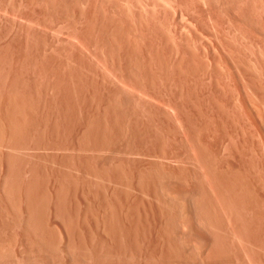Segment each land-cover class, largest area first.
Returning <instances> with one entry per match:
<instances>
[{
  "label": "rangeland",
  "instance_id": "obj_1",
  "mask_svg": "<svg viewBox=\"0 0 264 264\" xmlns=\"http://www.w3.org/2000/svg\"><path fill=\"white\" fill-rule=\"evenodd\" d=\"M0 4V264H264V0ZM2 147L24 161L6 183L15 208ZM161 180L196 234L181 218L190 231L168 236H192L197 260L175 243L195 261L169 243Z\"/></svg>",
  "mask_w": 264,
  "mask_h": 264
},
{
  "label": "bare ground",
  "instance_id": "obj_2",
  "mask_svg": "<svg viewBox=\"0 0 264 264\" xmlns=\"http://www.w3.org/2000/svg\"><path fill=\"white\" fill-rule=\"evenodd\" d=\"M50 1H51V0H50ZM238 1H239V0H238ZM1 3H2V2H1ZM29 3H30V2H29ZM54 3H55V2H54ZM71 3H72V1H71ZM100 3H101V2H100ZM25 4H26V3H25ZM36 4H37V3H36ZM113 4H114V3H113ZM223 4H224V3H223ZM0 5H1V4H0ZM18 5H19V4H18ZM38 5H39V4H38ZM67 5H68V4H67ZM96 5H97V4H96ZM212 5H214V4H212ZM11 6H12V5H11ZM11 6H10V7H11ZM203 6H204V5H203ZM37 7H38V6H37ZM63 7H64V6H63ZM0 8H1V6H0ZM18 8H19V7H18ZM49 9H50V8H49ZM191 11H192V10H191ZM35 14H36V13H35ZM80 14H81V13H80ZM7 17H8V16H7ZM243 17H244V16H243ZM12 18H13V17H12ZM102 19H103V18H102ZM110 19H111V18H110ZM7 24H8V23H7ZM10 26H11V25H10ZM121 26H122V25H121ZM36 28H37V27H36ZM119 28H120V27H119ZM125 30H126V29H125ZM125 33H126V32H125ZM88 34H89V33H88ZM19 38H20V37H19ZM19 38H18V39H19ZM36 38H37V37H36ZM127 38H128V36H127ZM41 39H42V38H41ZM33 40H34V39H33ZM114 41H115V40H114ZM35 44H36V43H35ZM46 44H47V43H46ZM129 44H130V43H129ZM107 45H108V44H107ZM39 46H40V45H39ZM114 46H115V45H114ZM8 48H9V47H8ZM110 50H111V49H110ZM22 57H23V56H22ZM158 60H159V59H158ZM139 61H140V60H139ZM135 65H136V64H135ZM134 67H135V66H134ZM145 68H146V67H145ZM5 69H6V68H5ZM5 69H4V70H5ZM9 70H10V69H9ZM130 70H131V69H130ZM2 71H3V70H1V72H2ZM137 72H138V71H137ZM1 75H2V74H1ZM1 75H0V76H1ZM133 75H134V74H133ZM3 79H4V78H3ZM0 81H1V78H0ZM3 81H4V80H3ZM3 81H2V82H3ZM115 82H116V81H115ZM2 86H3V85H2ZM116 86H117V85H116ZM116 86H115V87H116ZM12 87H13V86H12ZM24 87H25V86H24ZM151 87H152V86H151ZM0 88H1V87H0ZM2 88H3V87H2ZM119 88H120V87H119ZM125 89H126V88H125ZM0 90H1V89H0ZM3 90H4V89H3ZM3 90H2V91H3ZM15 90H16V89H15ZM122 90H123V89H122ZM126 90H127V89H126ZM16 91H17V90H16ZM16 91H15V92H16ZM135 91H136V90H135ZM8 92H9V91H8ZM6 93H7V92H6ZM117 93H118V92H117ZM15 94H16V93H15ZM27 94H28V93H27ZM112 94H113V93H112ZM0 95H1V93H0ZM11 95H14V92H13V94L11 93ZM113 95H114V94H113ZM8 96H9V94H8ZM8 96H7V98H9ZM23 96H24V95H23ZM117 96H118V95H117ZM13 97H15V95H14ZM0 98H1V96H0ZM4 98H5V97H4ZM4 98H3V99H4ZM118 98H119V97H118ZM10 99H11V100H10ZM10 99H9V100L11 101L10 106L12 107V109L14 108V111H16L15 108H17V106L14 105V104H13V106H12V97H10ZM14 99L16 100V98H13V102H15V103L17 104L16 101H18V100L15 101ZM18 99H19V98H18ZM1 100H2V98H1ZM9 100H6V101H9ZM24 100H25V99H24ZM133 100H134V99H133ZM10 101H9V102H10ZM19 101H20V100H19ZM9 102H7L8 105H9ZM24 102H25V101H24ZM122 102H124V101H122ZM132 102H133V101H132ZM0 103H1V102H0ZM21 103H23V102L21 101ZM113 103H114V102H113ZM31 104H32V102H31ZM119 104H120V103H119ZM121 104H122V103H121ZM4 105H5V104H4ZM114 105H115V104H114ZM10 106H9V107H10ZM14 106H16V107H14ZM25 106L27 107V104H25ZM25 106H24V107H25ZM116 106H117V105H116ZM116 106H115V107H116ZM6 107H7V106H6ZM6 107H5V108H6ZM11 107H10V108H11ZM21 107H22V106H21ZM24 107H23L22 109H24ZM18 108H19V107H18ZM119 108H120V107H119ZM7 109H8V108H7ZM132 109H133V108H132ZM17 110H18V109H17ZM19 110H20V111H19ZM19 110H18V112H21V113H22L21 109H19ZM125 110H126V108H125ZM128 110H129V109H128ZM7 111H8V112H7ZM7 111H6V112H7V113H10V114H11L12 112H14L13 110H12V112H9V110H7ZM10 111H11V109H10ZM112 111H113V110H112ZM23 112H26V111H23ZM7 113H6V114H7ZM15 113H16V115H19V114H20V113L17 114V112H15ZM111 113H112V112H111ZM118 113H119V112H118ZM118 113H117V114H118ZM145 113H146V112H145ZM0 114H1V113H0ZM7 115H8V114H7ZM11 115L13 116V115H15V114H11ZM11 115H8V116L12 117ZM16 115H15V117H16ZM28 115H29V114H28ZM19 116H20V115H19ZM23 116H24V114H23ZM10 117H9V119H7V120H10ZM15 117H14V116L12 117L13 120L15 119ZM31 117H32V116H31ZM4 118H5V117H4ZM4 118H3V119H4ZM12 118H11V119H12ZM22 118H23V117H22ZM25 118H26V117H25ZM148 119H149V118H148ZM0 120H1V119H0ZM13 120H12V121H13ZM20 120H21V117H20ZM20 120H17V121L19 122ZM23 120H24V118H23ZM135 120H136V119H135ZM120 121H121V120H120ZM6 122H7V121H6ZM9 122H10V121H9ZM15 122H16V121H15ZM15 122H11V123H12L14 126H17L18 128H21V126H22V125L20 126L21 123L19 124V126H20V127H19L18 125H15V124H17L18 122H16V123H15ZM175 122H176V121H175ZM2 123H3V122H2ZM11 123H7V124L12 125ZM14 123H15V124H14ZM33 123H34V122H33ZM0 124H1V123H0ZM22 124H23V123H22ZM114 124H115V123H114ZM10 125H8V129H9V131H10V128H9ZM13 125H12V126H13ZM23 125H24V124H23ZM0 126H1V125H0ZM14 126H13V128H16V127H14ZM156 126H157V125H156ZM99 128H100V127H99ZM3 130H4V129L1 128V129H0V132H1V131L3 132ZM18 130H19V129H16L15 131H18ZM21 130H22V129H21ZM21 130H19L20 132H14V131H13L12 133H14V134H15V133H18L19 135H21ZM73 130H74V129H73ZM102 132H103V131H102ZM109 132H110V131H109ZM3 133H4V132H3ZM3 133H2V134H3ZM9 133H10V132H9ZM9 133H8V134H9ZM12 133H11V134H12ZM11 134H9V135H10L9 137H12ZM18 134H17L16 136H18ZM4 135H5V133L3 134V136H4ZM22 135H23V134H22ZM28 135H29V134H28ZM31 135H32V134H31ZM3 136H2V137H3ZM5 136H6V135H5ZM13 137H15V136L13 135ZM19 137H20V136H19ZM27 137H28V136H27ZM123 137H124V136H123ZM23 138H24V137H23ZM105 138H106V137H105ZM11 139H12V138H11ZM13 139H15V138H13ZM120 139H121V138H120ZM5 140H6V139H5ZM5 140H4V142H5ZM26 140H27V139H26ZM82 140H83V139H82ZM7 141H9V139H8ZM29 142H30V141H29ZM33 142H34V141H33ZM0 143H1V141H0ZM6 143H8V142H6ZM6 143H4V144H6ZM12 143H13V141L10 142V143H8V144L11 145ZM82 143H83V142H82ZM101 143H102V142H101ZM88 144H89V143H88ZM195 144H196V143H195ZM0 145H1V144H0ZM21 145H22V144L17 145V146H20V147H21ZM98 145H99V144H98ZM1 146H2V145H1ZM1 146H0V148H1ZM12 146H14V145H12ZM24 147H25V148H24ZM24 147H21V148H22L23 150L27 149V151L30 149V148H29V149L26 148V146H24ZM28 147H29V146H28ZM2 148H5V150H6V147H2ZM197 148H198V147H197ZM16 149H17V147H16ZM22 149H20V150L23 152ZM51 149H52V148H51ZM104 149H105V148H104ZM1 150H2V149H1ZM5 150H4V151H5ZM18 150H19V148H18ZM43 150H44V149H43ZM84 150H85V149H84ZM191 150H192V149H191ZM203 150H204V149H203ZM6 151H7V150H6ZM8 151H9V150H8ZM8 151L6 152L7 154L4 155V156H5V163H6V165H7V170H6V172H5V175H3V176L1 177V183H2V184H4V183L6 184V183L8 182V180H10V179L12 180V178H11V170L13 169L12 167L14 166V163L16 162V159H17V158L19 159V161H20V159H21V157H16V156H19V155H16V154H18V152H16L15 149H14L13 151H15L16 154H14V153H10V152L8 153ZM104 151H105V150H104ZM22 152H21V153H22ZM83 152H84V151H83ZM24 153H27V152H24ZM28 153H29V152H28ZM28 153H27V154H28ZM48 153H49V152H48ZM3 154H4V153H3ZM67 154H68V153H67ZM198 154H199V153H198ZM15 155H16V156H15ZM109 155H110V154H109ZM1 156H2V154H1ZM21 156H22V155H21ZM119 156H120V155H119ZM68 157H69V155H68ZM93 157H94V156H93ZM0 158H1V157H0ZM3 158H4V157H3ZM92 159H93V158H92ZM190 159H192V158H190ZM21 160H22V159H21ZM68 160H69V159H68ZM71 160H72V159H71ZM22 161H23V160H22ZM77 161H78V160H77ZM119 161H120V160H119ZM2 162H3V160H2ZM23 162H24V161H23ZM3 163H4V162H3ZM17 163H18V162H17ZM19 163H22V162H19ZM47 163H48V162H47ZM63 163H64V162H63ZM120 163H121V162H120ZM0 164H1V163H0ZM188 164H189V163H188ZM113 165H114V164H113ZM201 165H202V164H201ZM207 165H208V164H207ZM0 166H1V165H0ZM2 166H3V165H2ZM15 167H17V165H15ZM82 167H83V166H82ZM112 167H113V166H112ZM146 167H147V166H146ZM204 167H205V165H204ZM215 167H216V166H215ZM18 168H19V167H18ZM29 168H30V167H29ZM33 168H34V167H33ZM36 168H37V167H36ZM212 168H213V167H212ZM14 169H15V168H14ZM14 169L12 170V172H13L12 175H13V174H14V175L18 174V173H14V172L17 171V170L14 171ZM16 169H17V168H16ZM30 169H31V168H30ZM89 169H90V168H89ZM34 170H35V169H34ZM93 170H94V169H93ZM35 171H36V170H35ZM117 171H118V170H117ZM139 171H140V170H139ZM71 172H72V171H71ZM106 172H107V171H106ZM232 172H233V171H232ZM212 173H213V172H212ZM30 174H31V173H30ZM138 174H139V173H138ZM156 174H157V173H156ZM32 175H33V174H32ZM35 175H36V174H35ZM35 175H34V176H35ZM68 175H69V174H68ZM150 175H151V173H150ZM159 175H160V173H159ZM159 175H158V176H159ZM16 176H17V175H16ZM38 176H39V175H38ZM66 176H67V175H66ZM69 176H71V175H69ZM69 176L67 177L68 179H69ZM124 176H125V175H124ZM124 176H123V177H124ZM151 176H152V175H151ZM155 176H156V175H155ZM218 176H219V175H218ZM193 177H194V176H193ZM202 177H203V176H202ZM225 177H226V176H225ZM15 178H17V179H15V181L19 179L18 176L15 177ZM32 178H33V177H32ZM32 178H31V179H32ZM35 178H36V177H35ZM35 178H34V180H35ZM71 178H72V177H71ZM156 178H157V177H156ZM13 179H14V177H13ZM68 179H63V181L66 180V182H67ZM160 179H161V178H160ZM169 179H170V178H169ZM210 179H211V178H210ZM210 179H209V180H210ZM36 180H37V179H36ZM56 180H57V179H56ZM61 180H62V179H61ZM98 180H99V179H98ZM157 180H158V179H157ZM12 181H13V180H12ZM12 181L9 182V183H7V184H10V185L13 184ZM15 181H14V184H15ZM31 181H32V180H31ZM31 181H30L29 183H32ZM82 181H83V180H82ZM141 181H142V180H141ZM165 181H166V180H165ZM165 181L161 180V181H156V182H158V186H160V188H158V189H161V188L165 189V190H166V194H164L165 191L163 192V194H164V195H168V197H167V196L165 197V198H168V199H165V198L163 199V196L161 197V199H162L163 201H162L161 199H159V197H160L161 195H163V194H161V192H160L161 195L159 194V197H158V200H161L162 203H164L165 206H166V208L168 209V210H167L168 213L166 212V214H165V215H167V218L164 219V221H163V222H166V224L164 223V224L166 225V227H165V225H164V227L166 228L165 231H169V233H167V236H168V234H171V232L174 233V235L172 234L173 236H176L175 234H178L179 232L177 233V231H175V230H177L176 228H179L180 226L185 227V226L187 225L189 228H191V231H192V227H193V226L191 227V225H192V222H193V221H192V217L188 214V213H189V211H188L189 208H188V210H187V206H183L184 208L186 207L185 209H184L183 207L181 208V207H180V206H181V203H180V202H179V203H180V206H179V203H178V205H175V204L178 202V200L175 199L177 202H176V201H173L174 198H175V197L173 198V195H176V196H177V194H176V193H175V194L173 193L174 189H173V191H172V193H171V191H170L171 189L169 190V188L165 185V183H164ZM167 182H168V181H167ZM181 182H182V181H181ZM18 183H19V182H18ZM26 183H27V182H26ZM35 183H36V182H35ZM130 183H131V182H130ZM5 184H4L3 186H6V185H7V184H6V185H5ZM14 184H13V185H14ZM16 184H17V183H16ZM27 184H28V183H27ZM76 184H77V183H76ZM118 184H119V183H118ZM128 184H129V183H128ZM156 184H157V183H156ZM204 184H205V183H204ZM211 184H212V183H211ZM59 185H60V184H59ZM62 185H63V184H62ZM65 185H66V184H65ZM1 186H2V185H1ZM7 186H8V187H2V188H4V189L6 188V190H8V193H9L10 191H11V193H12V189L9 188L10 186H9V185H7ZM34 186H35V185H34ZM11 187L14 188V187H18V186H14V187L11 186ZM27 187H28V186H27ZM27 187H26V188H27ZM35 187H36V186H35ZM61 187H62V186H61ZM61 187H60V188H61ZM177 187H178V186H177ZM2 188H1V189H2ZM8 188H9L10 190H9ZM18 188H19V187H18ZM30 188H31V187H30ZM30 188H27V191H28V192H29V189H30ZM33 188H34V187H33ZM65 188H66V187H65ZM215 188H216V187H215ZM231 188H232V187H231ZM14 189H15V190H14ZM14 189H13V196H14V194L18 191V190L16 191V188H14ZM62 189H64V188L62 187ZM2 190H3V189H2ZM2 190H1V191H2ZM6 190H3L4 192H2V193H4V195H5V191H6ZM31 190H32V189H31ZM40 190H41V189H40ZM14 191H15V192H14ZM66 191H67V190H66ZM175 191L177 192V190H175ZM33 192H34V191H33ZM167 192H168V193L170 192V194H172L171 197L173 198V200H172L171 197L169 198V194H168ZM8 193H7V195H5V196H8ZM11 193H9V197L12 198L13 204H14V203L16 204V202H14V199H13L14 197H12V194H11ZM29 193H30V192H29ZM31 193H32V191H31ZM63 193H64V192H63ZM56 194H57V193H56ZM60 194H61V193H60ZM154 194H155V193H154ZM206 194H207V193H206ZM15 195H16V194H15ZM27 195H30V196H31V194H28V193H27ZM185 195H186V194H185ZM198 195H199V194H198ZM1 196H2V195H0V199H1ZM44 196H45V195H44ZM59 196H60V195H59ZM124 196H125V195H124ZM178 196H179V198H178ZM178 196H177L176 198L180 199V201H181V198H182V197L180 196V194H179ZM193 196H194V194H193ZM28 197H29V196H28ZM33 197H35V196L33 195ZM62 197H63V196H62ZM180 197H181V198H180ZM187 197H190V196H187ZM195 197H196V196H195ZM195 197H194V198H195ZM5 198H6V197H5ZM11 198L9 199V198L7 197L6 199H8V200L11 201ZM15 198H16V197H15ZM26 198H27V197H26ZM29 198H30V197H29ZM29 198L27 199V201H29ZM60 198H61V196H60ZM63 198H64V197H63ZM63 198H61V199H63ZM191 198H192V197H191ZM194 198H193V199H194ZM6 199H5V200H6ZM43 199H44V197H43ZM169 199H171V200H169ZM193 199H192V200H193ZM196 199H197V198H196ZM196 199H195V200H196ZM1 200H2V199H1ZM16 200H17V199H16ZM30 200H31V199H30ZM33 200H34V198H33ZM154 200H155V199H154ZM183 200H184V199H183ZM186 200H187V199H186ZM186 200L184 201L185 203H187ZM189 200H190V199H189ZM195 200H194V201H195ZM10 201H9L8 203H10ZM43 201H44V200H43ZM190 201H191V200H190ZM34 202H35V200H34ZM40 202H42V201H40ZM40 202H39V203H40ZM44 202H45V201H44ZM174 202H175V204H174ZM182 202H183V201H182ZM184 202H183V203H184ZM196 202H197V201H196ZM198 202H199V201H198ZM1 203H2V202H1ZM1 203H0V204H1ZM11 203H12V202H11ZM58 203H59V202H58ZM162 203L160 202V204H162ZM191 203H193V202H191ZM200 203H201V202H200ZM241 203H242V202H241ZM4 204H5V203H4ZM4 204H3V205H4ZM15 204H14V205L9 204V207H11L10 205H12V206L14 207ZM32 204H33V203L31 202V207L33 208L37 203L34 204V206H33ZM41 204L43 205V203H41ZM61 204H62V203H61ZM158 204H159V203H158ZM164 204H163V206H164ZM195 204H196V203H195ZM215 204H216V201H215ZM27 205H30V203H28ZM38 205H39V204H38ZM182 205H183V204H182ZM193 205H194V203H193ZM196 205H197V204H196ZM5 206H6V205H5ZM39 206H40V205H39ZM58 206H59V205H58ZM109 206H110V205H109ZM178 206H179V208H178ZM197 206H198V205H197ZM201 206H202V205H201ZM203 206H204V205H203ZM15 207H16V206H15ZM15 207H14V208H15ZM27 207H28V206H27ZM35 207H36V206H35ZM41 207H42V206H41ZM132 207H133V206H132ZM28 208H29V207H28ZM38 208H39V207H37L36 209H38ZM43 208H44V206H43ZM45 208H46V207H45ZM59 208H60V207H59ZM163 208H164V207H162L161 209H163ZM166 208H165L164 210H166ZM177 208H178V210H179L180 213L177 212V211H178ZM192 208H193V206H192ZM202 208H203V207H202ZM221 208H222V207H221ZM257 208H258V207H257ZM0 209H1V208H0ZM7 209H8V207H7ZM11 209H12V208H11ZM17 209H18V208H16V211H17ZM19 209H20V208H19ZM33 209H34V208H33ZM195 209H196V210H195ZM195 209H194V210H195V213H197V212H196V211H197V208H195ZM204 209H205V207H204ZM204 209H202V210H204ZM212 209H213V208H212ZM8 210H9V209H8ZM27 210H28V209H27ZM30 210H31V209H30ZM34 210H35V209H34ZM38 210H39V209H38ZM38 210H37V211H38ZM109 210H110V209H109ZM186 210L188 211V213H187ZM191 210H192V209H191ZM227 210H228V209H227ZM28 211H29V210H28ZM31 211L34 212L33 210H31ZM31 211L28 213V215H30V217H31V218L29 217L30 220H31L32 217H33V216H31V214H32V215L34 214V213H32ZM40 211H42L41 208H40ZM221 211H222V210H221ZM9 212H10V211H9ZM13 212H14V210H13ZM63 212H64V211H63ZM160 212H161V211H160ZM190 212H191V211H190ZM199 212H200V211H199ZM2 213H3V212H2ZM37 213H38V212H37ZM65 213H66V212H65ZM177 213H178V216H177ZM193 213H194V212H193ZM203 213H207V212H205V210H204ZM212 213H213V212H212ZM0 214H1V213H0ZM14 214H15V213H14ZM40 214H41V213H40ZM179 214H180V218H179ZM197 214H198V213H197ZM197 214H194V215L196 216ZM12 215H13V214H12ZM37 215H38V214H37ZM56 215H57V214H56ZM165 215H164V217H165ZM44 216H45V215H44ZM199 216H200V217H199ZM199 216H198V215L196 216V217L198 218V220H197V218H196V220L202 222V220H204V218L201 220V219H199V218H201V214H200ZM15 217H16V216H15ZM20 217H21V216H20ZM42 217H43V216H42ZM256 217H257V216H256ZM260 217H261V216H260ZM11 218H14V216L11 217ZM11 218H10V219H11ZM17 218H18V217H17ZM61 218H62V217H61ZM181 218H182V221L184 222V224H186V225L182 224L181 222H180V225H179V222H178V223L176 222V221H178V219H181ZM29 219H28V220H29ZM194 219H195V218H194ZM207 219H208V218H207ZM5 220H6V219H5ZM17 220H18V219H17ZM32 220H34V218H33ZM32 220H31V221H27V220H26V221L29 223V225H27L28 227L31 225V223H33L32 225H37V224H34V222H32ZM67 220H68V219H67ZM15 221H16V220H15ZM34 221H35V220H34ZM37 221H38V220H37ZM179 221H180V220H179ZM194 221H195V220H194ZM204 221H205V220H204ZM204 221H203V222H204ZM213 221H214V220H213ZM10 222H11V221H10ZM12 222L14 223V221H12ZM21 222H22V221H21ZM67 222H68V221H67ZM67 222H66V223H67ZM203 222H202V226H204V225H203ZM208 222H209V221H208ZM28 223H27V224H28ZM37 223H40V222H37ZM72 223H73V222H72ZM196 223H197V222H196ZM209 223H210V222H209ZM211 223H212V222H211ZM211 223H210V224H211ZM25 224H26V223H25ZM41 224H42V223H41ZM68 224L71 225L70 223H68ZM110 224H111V223H110ZM176 224H177V225H176ZM181 224H182V225H181ZM197 224H198V223H197ZM207 224H208V223H207ZM210 224H209V225H210ZM12 225H14V224H12ZM32 225L30 226V230L28 229L29 231H31V229H32V231H33V228H36V227H34V226H33V228H31ZM61 225H62V224H61ZM63 225H64V224H63ZM111 225H112V224H111ZM178 225H179V227H177ZM199 225H200V223H199ZM209 225H208V227H209ZM216 225H217V224H216ZM219 225H220V224H219ZM3 226H4V225H3ZM25 226H26V225H25ZM37 226H38V225H37ZM40 226H41L42 230L45 229V228H44L45 226H44V227H43L42 225H40ZM194 226H195V225H194ZM200 226H201V225H200ZM212 226H213V225H211V227H212ZM10 227H11V226H10ZM71 227H72V226H71ZM113 227H114V226H113ZM188 227H185V229H188V230L190 231V229H189ZM205 227H206V226H205ZM43 228H44V229H43ZM162 228H163V227H162ZM201 228H202V227H201ZM206 228H207V227H206ZM209 228H210V227H209ZM243 228H244V227H243ZM0 229H1V228H0ZM37 229H38V228H37ZM47 229H48V228H47ZM163 229H164V228H163ZM217 229H218V228H217ZM34 230H36V229H34ZM39 230H40V227H39L38 231H39ZM42 230H40L39 232L37 231V233H40ZM45 230H46V229H45ZM45 230L42 231V232H45ZM65 230H66V228H65ZM209 230H210V229H209ZM25 231H26V230H25ZM25 231H23V232H25ZM29 231H28V232H29ZM32 231H31V234L34 233V232L32 233ZM46 231H47V230H46ZM52 231H53V230H52ZM58 231H59V230H58ZM109 231H110V230H109ZM165 231H164V232H165ZM35 232H36V231H35ZM42 232H41V233H42ZM50 232H51V231H50ZM71 232H72V231H71ZM181 232H182V231H181ZM181 232H180V233H181ZM183 232H186V230H185V231L183 230ZM204 232H205V231H204ZM206 232H207V231H206ZM208 232H209V231H208ZM211 232H212V231H211ZM213 232H214V231H213ZM1 233H2V232H1ZM41 233H40L41 238H39L40 236H39L38 238L41 239V240H43L42 238H44V237H43V235H41ZM47 233H48V231H47ZM47 233H46V235H48L49 238H50V237H53L52 235H54V234H52L51 236H49L51 233H49V234H47ZM58 233H59V232H58ZM190 233H191V232H190ZM190 233H188V234H190ZM192 233L194 234V231H192ZM13 234H14V233H13ZM26 234H27V233H26ZM165 234H166V233H165ZM182 234H183V233H182ZM188 234H187V235H188ZM24 235H25V234H24ZM27 235H29V233H28ZM27 235H26V236H27ZM38 235H39V234H38ZM44 235H45V234H44ZM55 235H56V234H55ZM187 235H186V233H185V237H186ZM194 235H196V234H194ZM194 235H193V236H194ZM35 236H37L36 233H35ZM163 236H164V235H163ZM178 236L181 237L180 234L177 235V238H179ZM183 236H184V234L182 235L181 238H179L180 240L178 239L177 241L180 242V241L184 240V237H183ZM209 236H210V235H209ZM23 237H24V236H23ZM168 237H169V238H168V239H169V243H170V241L172 242V241L175 240L174 238L171 237V235L168 236ZM170 237H171V239H170ZM191 237H192V236H191ZM191 237H190V235H188V236H187V239L185 238L186 240H184V241H187V243L183 241V242L186 244V247H187V244L189 243L188 241H190V243H191V240H192V242L194 241L193 239L189 240V238H191ZM197 237H198V236H197ZM199 237H201V236H199ZM0 238H1V237H0ZM10 238H11V237H10ZM27 238H28V237H27ZM29 238H30V235H29ZM29 238H28V239H29ZM38 238L33 237L32 241H31V238H30L29 242L31 241V244H30L29 246H31V247L34 248L35 246L37 247L39 244H41V242L38 240ZM45 238H46V236H45ZM45 238H44V240H45ZM54 238H55V236H54ZM57 238H58V237H57ZM57 238H56V239H57ZM212 238H213V237H212ZM46 239H47V238H46ZM50 239H51L52 241L54 240L53 242H55V239H52V238H50ZM173 239H174V240H173ZM194 239H195V238H194ZM198 239H199V238H198ZM217 239H218V238H217ZM2 240H3V238H2ZM2 240L0 239V243H1ZM4 240H5V239H4ZM44 240H43V241H44ZM51 240H50V241H51ZM68 240H69V239H68ZM43 241H42V243H43ZM45 241H47V240H45ZM52 241H51V242H52ZM60 241H61V240H60ZM69 241H70V240H69ZM177 241L175 240V241L172 242V243H173V244H174L175 242L177 243ZM196 241H197V240H196ZM212 241H213V240H212ZM2 242H3V241H2ZM29 242H28V243H29ZM48 242H49V241H48ZM56 242H57V240H56ZM179 242L177 243V245L179 244ZM220 242H221V241H220ZM6 243H7V242H6ZM28 243H27V244H28ZM64 243H65V242H64ZM66 243H67V242H66ZM69 243L71 244V242H69ZM167 243H168V241H167ZM176 243L174 244V246H175L176 248H178V246L182 247L183 245H185V244H183V243L181 242L183 245L181 246V244H179V245L177 246ZM193 243H194V242H193ZM33 244H34V246H33ZM47 244L50 245V246H48V247L50 248V247L54 246L56 243H55L54 245H52L50 242L47 243ZM58 244H59V243H57V245H58ZM199 244H200V243H199ZM201 244L204 245L203 243H201ZM211 244H212V243H211ZM9 245H11V244H9ZM43 245H45V244H43ZM167 245H168V244H167ZM171 245H172V244H171ZM171 245H169V247H170ZM192 245H193V244H192ZM205 245H206V244H205ZM1 246L3 247V243H2V245L0 244V247H1ZM29 246H28V247H29ZM45 246H46V245H45ZM64 246H65V245H64ZM68 246H69V244H66V247H68ZM71 246H72V245H71ZM73 246H74V245H73ZM195 246H196V245H195ZM195 246H194V248H195L196 250H198V246H197V248H196ZM213 246H214V245H213ZM217 246H218V245H217ZM28 247H27V248H28ZM38 247H40V246H38ZM42 247H43V246H42ZM46 247H47V246H46ZM48 247H47V248H48ZM54 247H55V246H54ZM66 247H65V248H66ZM74 247H75V246H74ZM175 247H174V248L171 247L170 249H171L172 252H173V250L176 252V253H174V254H177V252H178V250H179L180 247L178 248V250H177V249L175 250ZM201 247H202V246H201ZM203 247H204V246H203ZM33 248H32V250L30 251V252H31V255H34L32 252H35V251H33V250H34ZM56 248H57V247H56ZM68 248H70V249L73 250V247L71 248V247L69 246ZM80 248H81V247H80ZM192 248H193V247H192ZM199 248H200V247H199ZM30 249H31V248H30ZM30 249H29V250H30ZM35 249H38V248H35ZM45 249H46V248H45ZM52 249H55V248L52 247ZM66 249H67V248H66ZM70 249H69V250L67 249L68 253H70ZM74 249H75V248H74ZM76 249H78V248H76ZM172 249H173V250H172ZM181 249H182V251H183V249H184L185 252H186V250H187L184 246H183V248H180V250H181ZM188 249H189V251H188V253H189L190 250H192L191 248H189V244H188ZM195 249L192 250V253H194V251H196ZM0 250H1V249H0ZM5 250H6V249H5ZM42 250H43V249H42ZM42 250H41V251H42ZM180 250H179V254H177L178 256H176V257H179V255H180L179 258H182V260H183V259H185V257H186L185 254H187V253L182 252V251H180ZM6 251H8V250H6ZM6 251H5V252H6ZM24 251H25V250H24ZM41 251H39V252L41 253ZM52 251H53V250H52ZM55 251H56V250H55ZM55 251H53V252H51V253L54 254ZM77 251H78V250H77ZM79 251H80V250H79ZM79 251H78V252L75 251V252H76V253H79ZM168 251H169V250H168ZM199 251H200V253H201V255H202V252H201L202 249H201V248L199 249ZM209 251H210V250H209ZM227 251H228V250H227ZM0 252H1V251H0ZM2 252H3V250H2ZM2 252H1V253H2ZM22 252H23V251H22ZM39 252H38V254H39ZM43 252H44L48 257L51 256V254L48 255V253H46V251L43 250ZM43 252H42V253H43ZM71 252L73 253V251H71ZM75 252H74V254L76 255ZM172 252H170V253H172ZM181 252H182L183 255H185V256H182V255H181V254H182ZM228 252H229V251H228ZM1 253H0V254H1ZM9 253H10V251H9ZM13 253H14V252H13ZM25 253H27V252H25ZM25 253H23V254L25 255ZM36 253H37V252H36ZM72 253H70V254H72ZM165 253H166V252H165ZM192 253L190 254L191 256H192ZM196 253H197V251H196ZM225 253H226V252H225ZM28 254H29V253H28ZM28 254H26V255H28ZM56 254H57V252H56ZM74 254H73V258L76 259L77 255H76V257H74ZM197 254H199V252H198ZM227 254H228V253H227ZM36 255H37V254H36ZM39 255H40V254H39ZM41 255H42V254H41ZM190 255L187 254V256H188L189 258L192 259L193 256L190 257ZM193 255H194V257L196 258V260L199 259V258L196 257L195 253H194ZM1 256H2V255H0V257H1ZM8 256H12V253H11L10 255H9L8 253H7L6 256L4 255V257H8ZM21 256H23V255H21ZM52 256H53V255H52ZM61 256H62V255H61ZM70 256H71V258H72V255H70ZM79 256H80V255H79ZM102 256H103V255H102ZM171 256H173V254H171ZM174 256H175V255H174ZM197 256H198V255H197ZM4 257H2V258H4ZM12 257H13V256H12ZM18 257H19V256H18ZM29 257H30V256H29ZM31 257H32V256H31ZM53 257H54V256H53ZM176 257H175V258H176ZM183 257H184V258H183ZM194 257H193V258H194ZM227 257H228V256H227ZM2 258H1V260H2L3 262H5ZM9 258H11V257H9ZM9 258H8V259L5 258L6 261L9 260ZM27 258H28V256H27ZM50 258H51V257H50ZM81 258H82V255H81ZM173 258H174V257H173ZM189 258L186 257V259H189ZM195 258H194V261H195ZM204 258H205V257H204ZM223 258H224V256H223ZM12 259H13V258H12ZM35 259H36V258H35ZM47 259H48V258H47ZM53 259H57V258H53ZM77 259H79V258H77ZM191 259H190V260H191ZM33 260H34V259H33ZM62 260H63V259H62ZM65 260H66V259H65ZM72 260H73V259H72ZM170 260H172V259L170 258ZM190 260H189V261H190ZM192 260H193V259H192ZM192 260H191V262H192ZM200 260H201V259L197 260L198 263H199ZM2 261H1V262H2ZM57 261H58V259H57ZM75 261H76V260H74V262L71 261V263L74 264ZM184 261H185V260H184ZM197 261L192 262V264H194V263L196 264ZM8 262H10V261H8ZM13 262H14V261H12V262H10V263H13ZM77 262H79V261H76V263H77ZM88 262H89V261H88ZM160 262H161V261H160ZM187 262H188V261L186 260L185 263H187ZM16 263H17V262H16ZM34 263H35V262H34ZM46 263H47V262H46ZM71 263H70V264H71ZM79 263H80V262H79ZM79 263H77V264H79ZM163 263H164V262H163ZM175 263H176V262H175ZM188 263H189V262H188ZM201 263H202V262H201ZM201 263H199V264H201ZM19 264H20V263H19ZM56 264H57V263H56ZM68 264H69V262H68ZM154 264H155V263H154ZM182 264H183V263H182ZM218 264H219V263H218Z\"/></svg>",
  "mask_w": 264,
  "mask_h": 264
}]
</instances>
